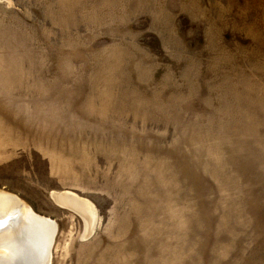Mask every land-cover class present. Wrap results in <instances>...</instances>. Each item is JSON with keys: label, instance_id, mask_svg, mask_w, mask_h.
Returning a JSON list of instances; mask_svg holds the SVG:
<instances>
[{"label": "rangeland", "instance_id": "rangeland-1", "mask_svg": "<svg viewBox=\"0 0 264 264\" xmlns=\"http://www.w3.org/2000/svg\"><path fill=\"white\" fill-rule=\"evenodd\" d=\"M0 190L50 264H264V0H0Z\"/></svg>", "mask_w": 264, "mask_h": 264}, {"label": "bare ground", "instance_id": "bare-ground-1", "mask_svg": "<svg viewBox=\"0 0 264 264\" xmlns=\"http://www.w3.org/2000/svg\"><path fill=\"white\" fill-rule=\"evenodd\" d=\"M73 198L76 200L73 201ZM52 199L57 205L71 207L80 213L91 230L96 215L90 203L67 192L53 194ZM15 214L20 216L18 225L16 220H13L15 225L11 221V227L0 231V264H50L55 224L36 215L16 196L0 190V219L14 217ZM38 249L39 257L29 262L26 254L29 255L32 251L38 256Z\"/></svg>", "mask_w": 264, "mask_h": 264}, {"label": "water", "instance_id": "water-1", "mask_svg": "<svg viewBox=\"0 0 264 264\" xmlns=\"http://www.w3.org/2000/svg\"><path fill=\"white\" fill-rule=\"evenodd\" d=\"M76 197V196H75ZM78 198V197H77ZM79 199V198H78ZM73 201H75L76 199H72ZM81 200V199H80ZM78 201V200H77ZM64 208H67V209H70V210H72L73 212H75V213H77L78 215H80L81 217H82V215L80 214V213H78V212H76L75 210H73V209H71V207H64ZM10 217V216H9ZM8 216L6 217V218H1L0 219V231L1 230H4L5 228H7V227H11L12 225H10L11 224V221L13 222V225H15V223H14V221L13 220H16V224L18 225V223L20 222V219H19V215L18 214H15V216L14 217H11V218H9ZM18 220V221H17ZM18 222V223H17ZM56 225V224H55ZM89 231H91V230H89ZM53 240H54V238H53ZM53 240H52V244H53ZM52 246V245H51Z\"/></svg>", "mask_w": 264, "mask_h": 264}]
</instances>
